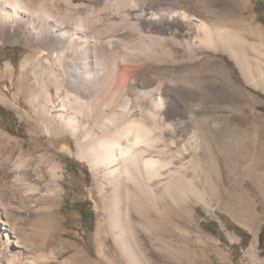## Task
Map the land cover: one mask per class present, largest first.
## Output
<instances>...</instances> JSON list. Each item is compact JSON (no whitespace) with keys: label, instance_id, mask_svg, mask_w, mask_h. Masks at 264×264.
Instances as JSON below:
<instances>
[{"label":"bare ground","instance_id":"6f19581e","mask_svg":"<svg viewBox=\"0 0 264 264\" xmlns=\"http://www.w3.org/2000/svg\"><path fill=\"white\" fill-rule=\"evenodd\" d=\"M112 1L102 3L97 24L100 0H0V43L19 37L30 48L15 84L24 87L31 116L38 118L27 148L0 133L5 149L0 157V255L8 264L19 261L18 240L27 242V229L34 234L32 246L44 247L58 227L56 174L45 169L49 146L39 141L43 131L44 142L55 131H69L78 155L92 169L102 168L108 230L127 264H148L143 247L151 239L171 257L174 208L188 194L200 197L184 177L188 167H200L201 132L189 162L175 166L190 147L187 121L179 123L173 96L161 88L146 90L148 84L137 74L144 64L161 59L163 51L171 60L177 47L187 51L204 38L215 47L228 46L232 36L212 20L204 0H116L115 6ZM12 67L5 65L4 74L12 75ZM0 101H5L1 95ZM42 184L45 194L39 193ZM67 261L73 264L74 258Z\"/></svg>","mask_w":264,"mask_h":264},{"label":"rangeland","instance_id":"374dc122","mask_svg":"<svg viewBox=\"0 0 264 264\" xmlns=\"http://www.w3.org/2000/svg\"><path fill=\"white\" fill-rule=\"evenodd\" d=\"M100 1L97 24L105 0ZM204 3L212 20H218L232 36L231 43L215 47L204 38L187 51L177 47L178 53L169 60L159 45L148 41L149 47L163 51V57L144 64L137 74L139 81L148 84L146 90L157 93L161 88L162 93L173 96L171 106L179 123L187 121L184 126L190 147L183 160L175 159V166L189 162L196 135L201 132L203 137L197 150L202 157L200 167H188L184 177V182L201 194H188L174 208L172 258L151 239L143 247L149 256L145 260L148 264H264V242L259 243L264 225V0ZM116 4L113 0L111 5ZM131 33L138 35L135 30ZM28 53L30 48L19 37L0 43V95L5 99L0 101V133L23 148L31 142L36 117L31 116L24 87L18 88L15 79ZM7 64L13 66L10 76L3 72ZM131 96L138 95L132 92ZM53 133V139L44 142L47 134L43 131L39 141L49 146L45 169L56 174L58 227L44 247L32 246L34 234L27 229L28 240H18L19 261L13 264H71L69 258H74L73 264H127L108 230L102 168L92 169L88 160L78 155L76 139L69 131ZM4 155L0 146V157ZM34 177L32 173L30 178ZM9 182L2 189L9 190ZM39 190L46 193L43 184ZM76 201H88L84 205L91 211L89 216L78 213ZM3 255L0 264H8Z\"/></svg>","mask_w":264,"mask_h":264},{"label":"flooded vegetation","instance_id":"af4514ba","mask_svg":"<svg viewBox=\"0 0 264 264\" xmlns=\"http://www.w3.org/2000/svg\"><path fill=\"white\" fill-rule=\"evenodd\" d=\"M74 207L82 217L89 216L91 213L88 205H84L82 201H76L74 203Z\"/></svg>","mask_w":264,"mask_h":264},{"label":"trees","instance_id":"16d2710c","mask_svg":"<svg viewBox=\"0 0 264 264\" xmlns=\"http://www.w3.org/2000/svg\"><path fill=\"white\" fill-rule=\"evenodd\" d=\"M88 201H84V204H88ZM264 242V225L262 226L260 232H259V243L260 245Z\"/></svg>","mask_w":264,"mask_h":264}]
</instances>
